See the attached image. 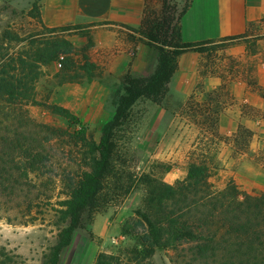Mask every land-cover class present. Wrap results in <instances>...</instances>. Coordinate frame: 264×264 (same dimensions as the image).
<instances>
[{"label": "trees", "instance_id": "trees-1", "mask_svg": "<svg viewBox=\"0 0 264 264\" xmlns=\"http://www.w3.org/2000/svg\"><path fill=\"white\" fill-rule=\"evenodd\" d=\"M192 0L184 5L178 17L167 16V3L160 14L145 11L138 28L129 29L130 42H140L157 52V64L145 77L129 72L123 76L122 92L115 96V111L101 127V137L95 142L87 134V127L67 131L39 123L29 115L26 107L40 106L66 119L72 125H81L65 107L37 99L36 83L42 76V67L57 62L60 66L58 85L90 83L99 78L102 68L90 60L93 46L89 25H67L48 28L40 17L38 0L28 16L37 18L47 33H31L20 37L11 28L0 36V212L3 220L27 226L37 221L36 209L43 202L51 205V193H41L43 185L52 187L53 155L49 146L67 138L68 144L78 148L80 168L62 181L66 195L51 207L57 217L56 242L43 255L41 264H59L60 254L72 241L73 233L83 229L82 216L91 215L104 204V192L109 180L116 177L114 157L118 149L117 134L128 119L133 106L146 99L159 104L168 92V86L178 69L179 57L187 52L203 53V45L212 40L183 42L180 21ZM245 33L224 37L220 42H234L248 37ZM75 31L87 39L82 48V61L74 56L79 51L69 40L55 36L58 31ZM73 72L72 75H69ZM210 172L201 165L191 164L187 176L173 185L150 180L145 201L146 211H136V219L122 227L123 235L136 236L140 249L130 253L142 262L150 260L156 249H179L177 258L190 254L185 264H264V194L251 195L241 191L233 182L216 190L209 183ZM119 181H115L116 185ZM117 191L128 193L121 186ZM51 190V189H50ZM3 200V202H2ZM186 246V247H185ZM173 262V260H172ZM120 257L97 254L93 264H121ZM0 264H23L20 256L0 246Z\"/></svg>", "mask_w": 264, "mask_h": 264}, {"label": "rangeland", "instance_id": "rangeland-1", "mask_svg": "<svg viewBox=\"0 0 264 264\" xmlns=\"http://www.w3.org/2000/svg\"><path fill=\"white\" fill-rule=\"evenodd\" d=\"M165 1L167 16L175 18L188 2L145 0L142 17L145 11L160 14ZM31 6L26 11L13 8L6 2L1 3L0 36L9 27L20 37L31 33H43L47 37L38 19L28 16ZM113 29L131 44L130 61L118 75L100 66L102 74L90 83L59 86L56 76L60 73V66L55 61L42 67L43 74L36 83L38 101L67 108L81 125H72L43 107L29 105L26 109L31 118L70 132L85 126L88 136L95 142L100 140L102 125L114 114L115 96L122 92L123 76L128 72L136 77L148 76L157 64L155 50L128 40L129 29L121 26ZM76 33L59 30L55 36L69 40ZM219 40L203 45L205 51L197 53L199 58L196 68L194 61L190 60L186 63V71L181 74L175 72L161 103L140 99L133 106L117 134L118 149L114 157L116 177L108 181V188L104 192L106 203L91 215L82 216L84 228L75 230L70 245L60 254L59 264H93L101 252L120 257L121 264H185L191 255L186 253L184 258H177L182 247L177 250L172 246L156 249L150 260L142 262L137 255L130 253L131 249H140V246L136 236L122 234V227L125 224L132 225L130 221L136 219V211H146L145 201L149 190L144 182L146 177L173 185L186 178L191 164L201 165L209 170L208 181L212 187L221 190L229 182L238 187L239 183L247 181L249 175L253 174V169L242 172L245 157L246 160L250 157L253 162L262 164L264 169V138L243 123H235L241 117L256 120L263 117V113L249 102L239 103L232 112L224 110L237 104L229 88L232 82L244 83L248 92L246 96L251 94L254 101L263 96V89L257 84V74L261 65L259 60H264V56H253L261 47L260 41L264 42V21L251 28L247 38L224 43ZM86 43L87 39L83 45L76 47L79 50L74 56L77 62L82 61V48ZM139 47H144L145 52H141L137 58ZM227 49L233 53L227 54ZM72 74L70 72L69 75ZM213 76L219 77L221 83L214 90L205 92L204 88L208 84L204 78ZM49 151L53 155L51 168L56 176L52 187L43 185L41 193H51L52 206L42 202L36 209L37 221L27 226L6 222L0 212V246L20 256L23 264H41L43 255L55 244L57 217L51 207L58 208L56 202L65 198L63 177L74 175L83 168L78 148L68 144L67 138L54 141ZM115 181L119 182L115 185ZM117 185L123 190L127 187L131 190L124 194L114 189ZM95 219L97 232L110 231L108 238L100 239L94 234L92 225Z\"/></svg>", "mask_w": 264, "mask_h": 264}, {"label": "crops", "instance_id": "crops-1", "mask_svg": "<svg viewBox=\"0 0 264 264\" xmlns=\"http://www.w3.org/2000/svg\"><path fill=\"white\" fill-rule=\"evenodd\" d=\"M35 1L37 0H0V4L6 2L13 8L27 11V8ZM38 4L41 20L48 28L114 23L115 26L102 25L90 29L93 46L88 55L93 63L104 66L107 72L115 75H118L125 64L130 61L131 44L113 27H137L143 14L145 0H38ZM261 19H264V0H192L189 9L180 21L181 38L183 42H200L241 35L245 33L249 24L258 23ZM69 41L77 47L83 45L86 39L74 35L69 37ZM260 44L258 53L253 57L264 56V42L260 41ZM144 50V47L137 48V58L140 57L141 52H145ZM232 53V50L227 49V54ZM198 58L199 54L195 52L182 54L178 59L176 73L181 74L186 71L188 69L186 63L190 60L194 61L196 68ZM259 61L261 65L257 74V84L263 89V96L257 97L258 100L254 101V96L251 94L246 96L248 92L244 83L232 82L229 88L237 104L230 105L224 110L232 112L239 103L249 102L253 108L263 113V117L256 120L241 117L235 123H243L255 134L264 138V60ZM204 80L208 84L204 88L205 92L214 90L221 83L220 78L216 76L204 78ZM242 168L243 173L253 169V174L249 175L247 181L239 183L238 188L251 195L264 193L263 165L253 162L250 157L246 160L245 157ZM96 226L97 220L95 219L92 225L94 234L100 239L108 238L110 231L99 233Z\"/></svg>", "mask_w": 264, "mask_h": 264}]
</instances>
